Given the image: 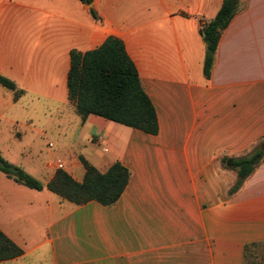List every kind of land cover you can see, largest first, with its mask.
<instances>
[{
    "label": "crops",
    "instance_id": "obj_1",
    "mask_svg": "<svg viewBox=\"0 0 264 264\" xmlns=\"http://www.w3.org/2000/svg\"><path fill=\"white\" fill-rule=\"evenodd\" d=\"M238 1L205 78L201 27L222 0H0V75L23 95L53 101L57 126L60 109L74 114V136L63 131L74 149L63 152V170L80 181L81 155L99 171L114 161L129 171L108 207L74 205L4 176L12 183H2L0 205L11 218L24 192L45 194L49 217L33 243L0 220L22 250L0 264H243L244 246L264 241V157L228 194L236 179L228 160L264 144V0ZM107 36L123 42L135 65L155 109V135L94 115L82 120L67 99L70 50L94 49ZM4 105L0 99V111ZM85 130L92 147L83 154L75 148ZM45 168L44 183L54 173Z\"/></svg>",
    "mask_w": 264,
    "mask_h": 264
},
{
    "label": "trees",
    "instance_id": "obj_2",
    "mask_svg": "<svg viewBox=\"0 0 264 264\" xmlns=\"http://www.w3.org/2000/svg\"><path fill=\"white\" fill-rule=\"evenodd\" d=\"M79 1L87 5L93 0ZM238 9V0H222L215 16L201 27L205 47L211 50V55L206 53L203 60L202 72L205 78L210 76L220 33ZM89 12L93 18H98L93 8ZM0 85L11 90L14 99L23 94L13 81L2 75ZM66 94L82 120L87 115H94L148 134L155 135L158 132L155 109L141 86L135 65L126 53L123 42L115 36H107L100 45L91 50H70ZM261 145L248 155L231 158L230 168L235 170L236 179L228 189V194L236 192L263 159ZM78 158L84 169L80 181L66 171L57 169L46 183H41L1 156L0 172L17 184L37 191L45 188L74 205L95 201L108 207L115 203L128 182V169L114 161L104 171H99L83 156ZM257 247H264V241L244 246L243 264H264V251L253 253ZM21 254V248L0 230V261Z\"/></svg>",
    "mask_w": 264,
    "mask_h": 264
},
{
    "label": "rangeland",
    "instance_id": "obj_3",
    "mask_svg": "<svg viewBox=\"0 0 264 264\" xmlns=\"http://www.w3.org/2000/svg\"><path fill=\"white\" fill-rule=\"evenodd\" d=\"M23 94L14 99L12 91L0 85V99L5 102L0 111V156L44 183L50 173V170H47L45 166L53 167L50 165L57 161L63 163L62 159L67 155L63 152L70 153L71 150H74L66 147L71 139L63 137V131L67 135L69 134V138L74 136L72 134L74 132L72 130L73 123H71L74 114L68 108L60 109L62 118H65L57 126V120L60 119L53 101L44 97ZM8 97H11V101L7 100ZM67 119L69 124L65 122ZM37 129H45L46 135L37 133ZM19 133L20 135H18ZM86 135V130L78 133L75 151L78 150L86 154L92 147V142L85 138ZM94 139L92 138V140ZM49 143L52 144L51 147H49ZM61 147H64L65 150H62ZM223 166L225 165L223 164ZM53 169L57 170L55 167ZM2 183L12 182L0 172V190L4 195H7V187L2 186ZM53 197L56 196L53 195ZM15 198L17 203L13 204V209L18 211V216L11 218L10 210H6L3 205H0V220L9 223L12 229L22 231V238H25L26 242L39 241L49 217L48 214L45 215L48 205L45 194L24 192ZM56 212V207H53V216ZM263 251L264 247H257L253 253L259 254Z\"/></svg>",
    "mask_w": 264,
    "mask_h": 264
},
{
    "label": "built area",
    "instance_id": "obj_4",
    "mask_svg": "<svg viewBox=\"0 0 264 264\" xmlns=\"http://www.w3.org/2000/svg\"><path fill=\"white\" fill-rule=\"evenodd\" d=\"M51 146H52V144L49 143V147H51ZM50 166H53V167H55V168H57V169H63V167H64L63 163L60 162V161H57V162H55V163L53 162V164L50 165Z\"/></svg>",
    "mask_w": 264,
    "mask_h": 264
},
{
    "label": "water",
    "instance_id": "obj_5",
    "mask_svg": "<svg viewBox=\"0 0 264 264\" xmlns=\"http://www.w3.org/2000/svg\"><path fill=\"white\" fill-rule=\"evenodd\" d=\"M91 4V3H90ZM90 4H88L89 6H90ZM206 53H207V55H211V50H209V49H206ZM262 148H263V150H264V144L262 145ZM230 161L228 160V163H229Z\"/></svg>",
    "mask_w": 264,
    "mask_h": 264
}]
</instances>
